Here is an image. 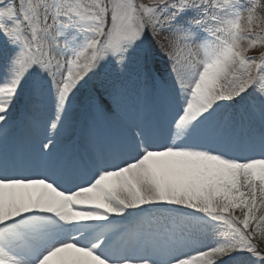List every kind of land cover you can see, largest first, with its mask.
<instances>
[{
  "label": "snow or ice",
  "instance_id": "snow-or-ice-1",
  "mask_svg": "<svg viewBox=\"0 0 264 264\" xmlns=\"http://www.w3.org/2000/svg\"><path fill=\"white\" fill-rule=\"evenodd\" d=\"M258 21L264 0H0V264H264Z\"/></svg>",
  "mask_w": 264,
  "mask_h": 264
},
{
  "label": "rangeland",
  "instance_id": "rangeland-1",
  "mask_svg": "<svg viewBox=\"0 0 264 264\" xmlns=\"http://www.w3.org/2000/svg\"><path fill=\"white\" fill-rule=\"evenodd\" d=\"M138 2H139V0H138ZM145 2H147V0H145ZM258 23H264V21H258ZM260 31H261V29L257 28V32H260ZM258 46H259L258 47L259 49L257 51H254L255 50V48H254V49L249 50L248 54H251L252 52H258L259 55L262 54V52H264V45H258ZM249 56H252V55H249ZM166 64H167L166 61L159 60L158 64H157V70L160 73H163L164 69L166 67ZM99 123H100V121H99ZM101 127H103V126H101ZM61 139H62V144H63L66 139L64 137H62ZM237 215H239V212H237ZM254 242L257 244L258 247L264 249V238H262L258 235Z\"/></svg>",
  "mask_w": 264,
  "mask_h": 264
},
{
  "label": "bare ground",
  "instance_id": "bare-ground-1",
  "mask_svg": "<svg viewBox=\"0 0 264 264\" xmlns=\"http://www.w3.org/2000/svg\"><path fill=\"white\" fill-rule=\"evenodd\" d=\"M164 71H165V69H164ZM124 116H125V109L122 107L120 110H117V111L115 112V114L112 116V118H111V119H112V123L108 122V123L104 124V126H105V127H104L105 130H104V128H103L101 134H104V133H106V132H108V131L114 130L115 127H116V125L118 124V122H119ZM70 132H71V128L67 129L62 137H66L68 134H70ZM67 147H68V146H67ZM67 147H66V148H67Z\"/></svg>",
  "mask_w": 264,
  "mask_h": 264
}]
</instances>
